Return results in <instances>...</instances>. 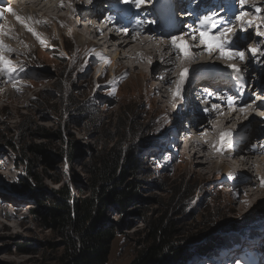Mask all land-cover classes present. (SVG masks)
Segmentation results:
<instances>
[{
  "label": "rangeland",
  "instance_id": "1",
  "mask_svg": "<svg viewBox=\"0 0 264 264\" xmlns=\"http://www.w3.org/2000/svg\"><path fill=\"white\" fill-rule=\"evenodd\" d=\"M121 1L128 22L133 17V8ZM106 2L93 0L89 7L99 4L104 7ZM18 3L24 5V0ZM81 14L74 15L73 28L78 30L82 29L78 24L85 22ZM21 17L24 16L21 14ZM147 21L148 18L143 20L142 26H153ZM3 22L4 19L1 25ZM7 27L3 25L4 30ZM41 32L45 43L33 37L27 41L18 40L14 37L18 33L16 28L13 36L5 31L0 33V40L15 50L6 55L17 67L11 76L0 73V264H56L53 259L59 252L51 245L59 243L57 234L39 225L30 211L33 200L28 196L31 192L26 188V182L32 184L34 179L21 150V145L25 144L42 145L53 154L54 163L47 164L44 157H38L32 169L37 173L38 181L49 189L59 186L54 184L59 178L74 189L86 183V164L93 163L98 152L115 148L135 151L134 145H140L148 154L155 149L154 156H141L142 152H139L143 168L141 177L147 182L139 192L147 201L136 206L141 216L123 217L126 226L112 243L108 264H130L153 232V225L161 220L175 226L179 240L210 228L232 236L231 246L213 264H255V251L261 253L255 246L264 247V186L261 182L264 177L259 173L261 169L253 166L233 174L235 168L220 166L221 160L232 159L235 167L241 169L238 160L241 158L238 156L234 160L217 155L214 136L209 134L210 146L214 148L211 150L216 156L213 159L218 162L212 172L203 173L204 168H200L196 160L204 159H194L192 153L184 156L181 152L184 144L180 141L183 137L180 129L193 130L194 123L190 120H200L201 115L185 117V106L181 103L170 106L161 103L156 110L155 102L148 99L161 84L162 70L152 77L126 65L116 66L119 51L112 45L111 48L99 44L78 51L74 32L72 28L68 30V26L59 32L50 25L47 31ZM263 56L264 47L259 58ZM149 62L144 61L147 73L153 66V61L150 65ZM192 68L188 66L187 78L196 73ZM259 70L258 77L262 76L264 80V62ZM145 83L146 88L143 87ZM81 111L87 115L79 118L77 114ZM238 117L244 121L232 123V130L248 135L257 131L252 138L260 144L262 137L259 134L264 128L260 116L252 113ZM214 120L213 125L224 126L219 118ZM255 123L262 125L256 128L252 126ZM43 130L50 134L60 133V137L44 136ZM201 136L203 139L208 137L206 134ZM7 142L14 147L8 146ZM74 144L79 148L76 156ZM260 156L264 154L255 153L252 158L257 160ZM241 178L245 180L239 182ZM253 188L260 192L246 196ZM73 194L78 196L76 191ZM84 194L80 193L82 197ZM110 216L114 220L119 218L116 212ZM25 243L32 248L23 253L19 245ZM248 251L253 255L246 259Z\"/></svg>",
  "mask_w": 264,
  "mask_h": 264
},
{
  "label": "trees",
  "instance_id": "2",
  "mask_svg": "<svg viewBox=\"0 0 264 264\" xmlns=\"http://www.w3.org/2000/svg\"><path fill=\"white\" fill-rule=\"evenodd\" d=\"M77 115L82 118L87 114L81 111ZM43 132L44 136L60 137V133ZM7 145L14 147L9 142ZM133 147L135 151L115 148L98 152L96 160L86 164L87 182L77 189L60 178L54 181L59 186L49 189L38 181L32 169L38 157H44L47 164L54 163L53 154L42 145H21L34 179L32 184L26 182L31 192L28 196L33 200L32 216L60 239L59 243L51 244L59 249L53 259L56 264H108L112 243L126 226L123 217L141 216L136 206L147 201L139 192L147 185L141 177V156H154L155 149L148 154L140 145ZM74 148L76 156L79 148L76 145ZM83 192L86 194L82 197L80 193ZM113 212L119 215L117 220L110 216ZM175 232L172 223L156 222L153 232L130 264H213L233 242L232 236L222 235L213 228L182 240ZM31 248L27 243L19 245L23 253Z\"/></svg>",
  "mask_w": 264,
  "mask_h": 264
},
{
  "label": "bare ground",
  "instance_id": "3",
  "mask_svg": "<svg viewBox=\"0 0 264 264\" xmlns=\"http://www.w3.org/2000/svg\"><path fill=\"white\" fill-rule=\"evenodd\" d=\"M6 1H9V0H6ZM95 1H98V0H95ZM92 2L93 0H24V3H23L24 5H22V3L19 4L18 2H16L13 5L9 6V8L12 9V11L11 12L8 11V13L5 15H4L5 11H2V9L5 7H0V12L3 13V17H4L3 25L4 27L5 25L8 26L7 30H4V29L3 30L7 32L10 36H13V32H15V28H16L19 34L17 33L14 37L15 38L17 37L18 40L19 38L20 39L22 38V39H25V41H27V40H30L31 37L36 39L37 37L27 30V27L25 26V24H22L16 19L17 16L21 17V14L22 16L25 17V18L24 17L22 18L26 21V23L29 26L34 27L35 31L39 34L40 37L42 36L41 31H45V30L47 31V26L52 25L54 30L59 31V32H62L68 26V30L69 28L70 30L72 28V32H74L73 34L76 38V42L79 47L78 51L79 50H89L90 48L94 47L95 45H99V44L100 45L106 44L107 47H111L112 45V47L116 46L115 50L119 51V53L116 54L119 58V62L116 63V66L126 65V67L132 68V70L138 69L139 72L143 75L151 74L152 77H155V73L159 69L162 70L161 71L162 81H161V84L157 86L158 90H155L148 97L150 101L155 102L156 110H157V107L161 103L165 104L166 106L167 105L170 106V104H174V103L175 104L181 103L179 102V98L182 97L181 98L182 100L185 96V94L184 96H182L181 94L183 90V85L180 88L179 95H174V93L177 90V84L180 80L179 75H181V73L185 69H188L189 65L193 67L192 69H194V71L196 72L200 71L204 67V65L201 64L202 62H191L189 58L185 60H178L176 53L173 51V49L171 48L169 44V40L167 39L168 41L167 40L162 41V39H160L159 36L151 37L150 35L147 34V35H141L137 37L120 38L119 36L114 35L112 33H107L106 30L97 29L95 27L94 17L93 19H87L86 21L87 16H85V14L91 12L92 9L89 7V5ZM103 2H106V0H104ZM108 2L114 7L115 11H117V14L119 15L121 14V19L126 22L125 20L126 11H124V8H123V1L119 2V0H108ZM62 4H63V7L61 6ZM126 4L127 5L130 4L133 8V17L129 21L130 25L132 21L136 26H142L143 20L147 18H148L147 22L149 24H153V26H158L161 24V18L156 17L153 11H165L164 6L160 5V7H158V4L156 3L151 4L150 0H146V2L140 8H136L135 5L131 3H126ZM200 6H201V2L197 3L195 7L196 10ZM151 7H152V11H151ZM149 11L152 13H149ZM79 13H82L81 15L84 17V19L82 18V20L85 22L81 21L78 24L82 27V29L78 30L76 28H73V26L75 24L74 15L79 14ZM178 17L181 18L182 15H179ZM36 21H39V23H36ZM44 21H47V23L46 24L43 23ZM262 21L264 24V18ZM168 25H169V28L171 29L173 22L169 21ZM168 25H165V26L167 27ZM182 30H183V27H181L177 33H181ZM0 39L2 38L0 37ZM7 40L9 39L7 38ZM261 48L262 46L258 45V50H260L258 52H261ZM99 52H101V49L99 50ZM102 52H103V48H102ZM146 60L148 62L149 60L150 62L153 61V66L150 67L151 70L149 73L145 71L144 61L146 63ZM136 62H140V64H136ZM150 62L148 63L149 65H150ZM250 66H251L250 63L246 64V67L250 68ZM178 69H179L178 71L179 73L177 74L176 70ZM259 69H258V73L260 74L261 70ZM148 81H149V78H148ZM146 85L147 83H145L143 87L146 88ZM256 86H259V85L256 84ZM193 108H194V105L187 104L185 110H191V111H185L183 112V115L185 117L187 116V118L189 119L195 118L196 116H200V114L197 111H195ZM238 116L239 114L235 116V115H222L221 113L220 114L212 113L208 117L200 116V120H198L196 124H195V120L191 119L190 121H193L194 123L193 130L187 132L185 129H182L183 137L180 139V141L184 144V150L182 149L181 151L182 154L184 156H188V154L192 153V157L194 159L195 158L204 159V160H196L198 161V165L200 166V168H204L203 173L207 174V173L212 172L214 164L218 161L216 159H213L216 156L213 155L212 150L214 148L213 149L211 148L212 139L210 137L212 136V134L215 137V135L219 132H223V131L229 132L230 130H232L231 128L232 123L237 124L239 122H243L244 120L241 119L242 117L240 118ZM215 118L216 119L219 118L221 121H223L224 126L220 125L219 127L218 124L213 125V123H215V120H214ZM261 125L258 123H255L252 126L258 128V127H261ZM201 134L202 135L206 134L208 137L203 139ZM209 134L211 136H209ZM256 135H257V131H254L252 135H248V136L252 138ZM261 150H264V149H261ZM258 152L259 150L252 151L250 148L245 147V148H242V151L239 152L238 155L232 156L234 160L238 158V156L241 158V159H238L240 160L239 162H241L239 164V166L242 167L241 169L239 167L237 168L235 167V162L233 163L232 159L230 161L221 160L220 166H226V167L230 166L233 169L235 168L234 169L235 171L233 172V174H236V172L240 174L239 173L240 170L255 166L257 167V169H261V172L259 173L260 175H262V177H264V156H260V158H258L257 160H253L252 158L253 154L258 153ZM244 174H246V176L249 175L248 173H245V172ZM245 178L249 179L248 177H245ZM244 180L243 178H241L239 182H242ZM262 180H264V178ZM258 192H260L259 189L253 188L246 194V196L247 195L252 196V195L257 194Z\"/></svg>",
  "mask_w": 264,
  "mask_h": 264
},
{
  "label": "snow or ice",
  "instance_id": "4",
  "mask_svg": "<svg viewBox=\"0 0 264 264\" xmlns=\"http://www.w3.org/2000/svg\"><path fill=\"white\" fill-rule=\"evenodd\" d=\"M146 0H125V3H131L134 4L136 8H140ZM240 5L247 4V0H239ZM63 7V4L61 5ZM260 9H257L259 11ZM9 12L12 11V9H8ZM247 15L246 12H242L240 16L237 18L243 21V18ZM3 17V13L0 12V18ZM16 19L21 22L22 24H25L27 27V30L31 32L33 35L37 37V39H40L41 43H45V41L39 36V34L35 31L34 27L29 26L26 21L20 17L17 16ZM30 19V18H29ZM217 19V14L213 13L211 15H204L201 20V26L204 28V30L199 32V42L204 43L208 49L209 52L212 51V49L215 47L217 48L221 55L225 58L231 59V58H239L243 60L245 58L246 52L251 53L253 56L256 55V53L260 50L252 48V49H239L236 45H232L230 48H226V45L229 44V41H227V38L225 36V32L221 31L219 35L212 34L208 29L213 28L216 26L215 22ZM36 23H39V21H36ZM43 23H47V21H44ZM247 24H251L252 21H246ZM127 31V29H125ZM227 31H231V29H227ZM3 32V26L0 25V33ZM192 39H196V36H193ZM171 46L177 50V53L180 55H183L185 58L191 55V45L188 44V42L185 40L184 34L176 35L171 37ZM15 50L11 48L8 44L4 43L3 40H0V73H3L5 75L11 76L12 73L17 71L16 65H14L11 61V59L8 58L6 53L14 52ZM232 70L236 73L240 72V69L236 67L235 65H232ZM187 77V69H185L181 75L180 80L177 84V90L174 93V95H179L180 88L182 87L185 79ZM229 106H231L234 103V100L229 98L228 100ZM231 136L230 132H224L220 135V143L221 148L218 150H223V144L226 142V139ZM262 186H264V180H262Z\"/></svg>",
  "mask_w": 264,
  "mask_h": 264
}]
</instances>
